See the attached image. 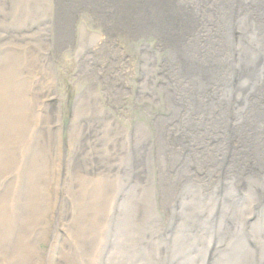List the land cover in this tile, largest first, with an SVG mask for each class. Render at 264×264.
I'll return each mask as SVG.
<instances>
[{
    "label": "rangeland",
    "instance_id": "374dc122",
    "mask_svg": "<svg viewBox=\"0 0 264 264\" xmlns=\"http://www.w3.org/2000/svg\"><path fill=\"white\" fill-rule=\"evenodd\" d=\"M59 15V0H0V264H189V252L173 258L176 244L166 249L164 236L171 228L165 226L167 217L182 213L213 216L212 252L200 264H226L219 253L231 224L251 227L254 235L242 238L244 246L252 245L250 258L239 261V253L227 264H264V214L261 222L260 214L251 218L257 192L246 191L248 203L233 197L223 204L226 184L199 192L180 182L185 167L181 178L178 170L167 178L164 172L155 175L152 163L161 138L153 118L163 108L148 102L135 109V101L147 102L130 89L140 88V75L126 83L129 94L107 95L112 85L88 76L95 58L86 51V40L72 33L61 47ZM82 24L103 32L87 15ZM119 40L138 72V44ZM117 47L108 50L119 53ZM92 49L109 55L100 43ZM117 77L124 89L128 81ZM157 161L166 163L163 155ZM170 181L173 188L166 186ZM202 203L209 206L200 210ZM188 235L198 243L204 233Z\"/></svg>",
    "mask_w": 264,
    "mask_h": 264
},
{
    "label": "bare ground",
    "instance_id": "6f19581e",
    "mask_svg": "<svg viewBox=\"0 0 264 264\" xmlns=\"http://www.w3.org/2000/svg\"><path fill=\"white\" fill-rule=\"evenodd\" d=\"M59 11L61 47L71 41L72 33L86 40L85 49L91 50L95 58V68H89L88 76L103 86L106 79L107 86L112 85L105 89L107 95L112 97L115 91L126 93V83H132L130 77L137 80L140 75V88L130 89L136 99L147 102L135 101V109L148 102H158L157 106L163 108L152 119L161 138L152 163L155 175L163 176L164 172L166 177L178 170L181 178V168L184 171L185 167L180 182L191 183L199 192L226 184L220 200L223 204H230L233 197L248 203L246 191L257 192V207L251 218L260 214L257 219L261 222L264 209L258 211L264 207V189L260 187L264 186V0H59ZM83 15L90 17L95 28L102 26L103 32L79 26ZM120 37L138 44V72L133 58L121 50ZM99 43L105 51L117 46L120 51H109L105 56L92 49ZM17 66L15 61L10 69ZM117 75L128 81L123 84L124 89ZM112 78L118 82L113 83ZM162 155L166 159L164 166L157 161ZM158 167L164 170L158 172ZM173 183L166 186L173 188ZM214 196L218 195L213 192L211 198ZM208 206L202 203L200 210ZM228 211L230 207L226 211V222L230 224ZM184 215L165 220V226L176 227L164 234L166 249L176 244L173 258L189 252L185 261L200 264L212 252L208 237L216 236V232L212 233L216 227L210 223L213 216L196 219L195 215ZM200 231L204 235L198 243L188 235ZM226 234L227 246L219 258L226 264L228 257L239 253V261L250 258L252 245L244 246L242 238L253 239L254 230L231 224ZM156 246L160 249L161 241ZM195 250L202 256L192 254Z\"/></svg>",
    "mask_w": 264,
    "mask_h": 264
}]
</instances>
